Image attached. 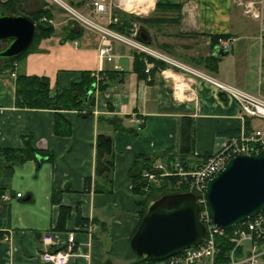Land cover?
Instances as JSON below:
<instances>
[{
	"label": "crops",
	"instance_id": "0c3cea01",
	"mask_svg": "<svg viewBox=\"0 0 264 264\" xmlns=\"http://www.w3.org/2000/svg\"><path fill=\"white\" fill-rule=\"evenodd\" d=\"M63 1L104 26L109 25L111 14L119 18H176V11H156V5L182 4L181 22L147 26L148 45L264 97L260 21L246 15L238 0H103L107 12L97 11L93 0ZM16 6L17 12L29 16L49 9L47 21L54 32L13 67L2 70L5 64L0 62V147H22L24 137H31L34 147L43 152L40 159H29L11 170L0 158V264H53L44 259V252L65 249L70 232L76 239L75 253L68 264H135L139 259L130 239L140 222L145 198L143 192L134 190L131 176L136 155H175L183 129V133L191 134L188 164L197 166L214 151L217 138L264 128V120L242 117L235 100L204 78L176 67L155 69V61H147L139 74L134 67L137 51L120 40L106 37L111 49L102 53L103 34L80 26L59 3L20 0ZM219 35H228L231 45L238 42V52L231 54L229 48L226 55L214 56L218 44H212L213 37ZM254 49L257 57L251 54ZM207 57L217 58L216 71L194 62ZM84 72L100 79L96 78L90 102L80 109L60 110L70 122L67 134L55 132L56 110L22 106L17 98L16 78L20 73L47 77L54 95L80 80ZM104 78L108 85L101 89L99 81ZM100 116L121 117L125 128L114 129ZM138 118L144 126L134 132ZM100 133L113 138L111 176L96 174V140ZM19 192L22 197L17 196ZM3 194L12 195V199L3 200ZM46 231L53 232L59 241L56 245H43L41 235ZM255 248L260 253L257 264H264V241L257 243L255 239L242 241L236 254L239 262L245 264Z\"/></svg>",
	"mask_w": 264,
	"mask_h": 264
},
{
	"label": "built area",
	"instance_id": "2783aa9c",
	"mask_svg": "<svg viewBox=\"0 0 264 264\" xmlns=\"http://www.w3.org/2000/svg\"><path fill=\"white\" fill-rule=\"evenodd\" d=\"M59 3L68 12L72 20L80 26L90 27L100 31L104 37L105 46L101 49L105 53L111 49L109 43H106V37L120 40L129 44L136 51L146 53L166 63V65L176 67L185 72L204 78L206 81L216 86L220 93L225 94L228 98L235 100L241 108V116L258 117L264 120V97L259 94H253L241 89L235 85L223 82L215 77L207 75L189 64L176 60L171 56L155 50L139 38V29L136 24L131 28L129 34L122 33L112 27L119 21L117 16H109V25L104 26L90 19L73 6L65 3L63 0H50ZM92 4L99 12H107V5L103 0H93ZM238 4L243 7L244 13L260 21L259 37L264 39V0H238ZM44 20H47L44 17ZM219 45L225 49L231 46V40L220 38ZM150 68H147V71ZM12 75H16L15 72ZM97 79H100L96 75ZM138 125L143 123L141 118L137 119ZM264 148V129H252L241 131L237 134L227 135L217 138L214 151L206 157L202 164L197 166L189 165L180 159L158 158L154 160L150 168L142 171V183L146 192H150L152 186H161L165 179H170L171 186L178 192L189 191L195 194L196 200L200 205V220L204 223L206 233L202 241L192 247L186 248L182 252L170 256L164 260L147 262L144 264H216L215 257L219 253L217 238L226 233L224 229L217 225L211 218L207 202L206 189L208 181L215 177L234 156L241 154H256ZM171 179L174 180L171 181ZM22 197L21 192L17 193ZM3 200H11L12 195L3 194ZM233 228L231 241L235 246L230 253V262L227 264H241L236 257L237 247L244 239H255L257 243L264 241V210L255 216L239 222ZM75 233L68 234L69 242L65 249H48L44 252V259L53 264H68L71 256L75 253ZM41 241L44 246L52 247L59 241L55 238L53 232L46 231L41 235ZM257 248V247H256ZM248 256L245 264H257L260 253L256 250Z\"/></svg>",
	"mask_w": 264,
	"mask_h": 264
},
{
	"label": "water",
	"instance_id": "95a60500",
	"mask_svg": "<svg viewBox=\"0 0 264 264\" xmlns=\"http://www.w3.org/2000/svg\"><path fill=\"white\" fill-rule=\"evenodd\" d=\"M36 30L37 24L31 16L12 14L0 8V62L26 52L34 41ZM140 38L149 41L145 31L140 32ZM227 53L224 47H215L214 56ZM95 88L94 82L86 101ZM206 202L212 220L224 229H231L264 210V148L256 154L232 157L208 181ZM205 233L195 194L188 191L167 193L148 203L130 244L138 256L160 261L199 244Z\"/></svg>",
	"mask_w": 264,
	"mask_h": 264
},
{
	"label": "trees",
	"instance_id": "16d2710c",
	"mask_svg": "<svg viewBox=\"0 0 264 264\" xmlns=\"http://www.w3.org/2000/svg\"><path fill=\"white\" fill-rule=\"evenodd\" d=\"M20 0H0V8L12 14H20L16 10L17 2ZM164 9L165 11H176L178 16L176 18H171L168 16H158V17H140L138 15H121L118 17L119 21L113 24V28L119 30L122 33L129 34L131 28H133L134 22L140 23L139 31H145L148 34L147 26L152 24H161V23H172V22H181L182 19V4H162L157 3L156 11L159 9ZM114 16H117L114 14ZM34 21L37 24L36 35L33 43L30 48L21 54L18 57L10 58L4 61V66L2 70L6 67H13V63L20 59L22 56L27 54L37 43L42 39L49 37L54 32L53 25L43 20L44 17H50V10L42 8L31 15ZM149 35V34H148ZM140 38V36H139ZM220 38H229L228 35H219L213 37L212 44L215 46L219 43ZM141 39V38H140ZM142 40V39H141ZM143 41V40H142ZM148 44V41H143ZM196 63H203L205 66L212 70L216 71L218 66L216 57H207L204 59H194ZM155 61L156 68L165 67L166 63L154 58L151 55L142 52H136L134 67L141 74L146 68V62ZM154 69V70H155ZM111 79V77H109ZM96 81V77L92 76L90 72H84L81 79L74 81L71 86L67 89L56 91L54 95L51 94L52 89L50 86V80L47 77L36 76V75H26V74H18L16 78V95L17 98L21 101L22 106L30 107V108H48L56 110V118H55V132L57 134H67L70 132L71 126L70 122L65 118L64 115L60 112V110H72V109H80L82 105L86 102H90L91 97L86 101V96L89 90L92 87V84ZM108 85V81L104 78L99 81V87L101 89L105 88ZM101 120L109 122L114 129H124L125 125L123 124V120L121 117L112 116L105 117L100 116ZM144 126V122L140 125H137L134 132H138ZM181 130L182 138L181 145L178 153L175 155L166 156L165 154H157L155 156H147V155H136L134 165L131 168V176L134 182V190L137 192H143L145 194V198L142 203L143 206L140 210V222L143 216L146 213L148 203L167 193H173L176 190L171 186L170 179H165L161 186H152V189L149 193L144 191L143 183H142V171L146 168H150L153 164L154 160L158 158L168 159H180L184 163H188V158L191 152V134L189 132H184ZM39 154L43 155V152L38 150L32 144L31 137H24V146L22 147H0V158L5 161L9 170L13 168L16 164L24 163L29 159H33L37 157ZM114 171V142L111 135L100 133L97 135L96 140V174L97 175H107L111 176ZM171 181L174 182L173 179ZM138 226L132 233L136 232ZM233 235V228L226 230V233L217 238V245L219 247V253L215 257L216 264H227L230 262V253L234 248L235 244L231 241V236ZM239 247H237L238 253ZM138 256V255H137ZM138 261L135 264H144L147 262L153 263L154 261L147 260L144 257L138 256Z\"/></svg>",
	"mask_w": 264,
	"mask_h": 264
},
{
	"label": "rangeland",
	"instance_id": "374dc122",
	"mask_svg": "<svg viewBox=\"0 0 264 264\" xmlns=\"http://www.w3.org/2000/svg\"><path fill=\"white\" fill-rule=\"evenodd\" d=\"M67 12V11H66ZM68 13V12H67ZM238 42L234 43L233 45H231L230 47V53L231 54H236L238 52ZM258 45V44H257ZM257 49H254V51L251 53L253 56L257 57L258 56V51H256ZM255 74L257 75V70L254 69ZM261 79V78H260ZM262 125H264V122L262 123Z\"/></svg>",
	"mask_w": 264,
	"mask_h": 264
},
{
	"label": "bare ground",
	"instance_id": "6f19581e",
	"mask_svg": "<svg viewBox=\"0 0 264 264\" xmlns=\"http://www.w3.org/2000/svg\"><path fill=\"white\" fill-rule=\"evenodd\" d=\"M131 1H132V0H131ZM131 3H132V2H131ZM131 3H129V4H131ZM129 4H128V5H129ZM126 5H127V4H126ZM129 6H130V5H129ZM137 6H138V5H137ZM127 7H128V6H127ZM130 9H132V7H131V6H130ZM138 9H139V8H138Z\"/></svg>",
	"mask_w": 264,
	"mask_h": 264
},
{
	"label": "flooded vegetation",
	"instance_id": "af4514ba",
	"mask_svg": "<svg viewBox=\"0 0 264 264\" xmlns=\"http://www.w3.org/2000/svg\"><path fill=\"white\" fill-rule=\"evenodd\" d=\"M2 46H4V44H1Z\"/></svg>",
	"mask_w": 264,
	"mask_h": 264
}]
</instances>
